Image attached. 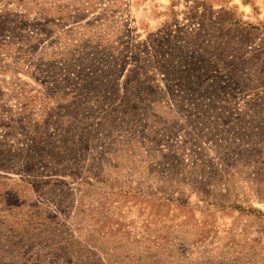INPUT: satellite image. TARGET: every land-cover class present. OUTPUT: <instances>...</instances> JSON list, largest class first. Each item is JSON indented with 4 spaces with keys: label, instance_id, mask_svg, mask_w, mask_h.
Returning <instances> with one entry per match:
<instances>
[{
    "label": "rangeland",
    "instance_id": "1",
    "mask_svg": "<svg viewBox=\"0 0 264 264\" xmlns=\"http://www.w3.org/2000/svg\"><path fill=\"white\" fill-rule=\"evenodd\" d=\"M0 264H264V0H0Z\"/></svg>",
    "mask_w": 264,
    "mask_h": 264
}]
</instances>
